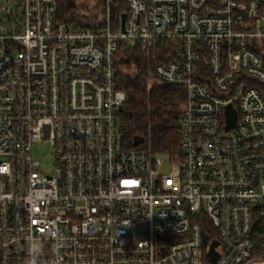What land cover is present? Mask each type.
Wrapping results in <instances>:
<instances>
[{"label":"built area","instance_id":"1","mask_svg":"<svg viewBox=\"0 0 264 264\" xmlns=\"http://www.w3.org/2000/svg\"><path fill=\"white\" fill-rule=\"evenodd\" d=\"M104 2L91 31L0 0V264H264V0ZM120 43L185 94L173 159L119 146Z\"/></svg>","mask_w":264,"mask_h":264},{"label":"trees","instance_id":"2","mask_svg":"<svg viewBox=\"0 0 264 264\" xmlns=\"http://www.w3.org/2000/svg\"><path fill=\"white\" fill-rule=\"evenodd\" d=\"M56 3L58 19L91 31L103 27L91 13L93 10L82 4L73 0H56ZM109 8L114 24L112 31L115 32L119 16L126 12L127 6L115 1L110 3ZM261 58L264 67V56ZM114 62L117 88L126 96L125 103L116 114L120 148L142 150L151 157L173 159L178 149L180 106L185 100L183 90L159 81L153 75L152 56L135 46L118 44ZM256 86L264 96V82ZM135 138L142 140L137 147L133 146Z\"/></svg>","mask_w":264,"mask_h":264},{"label":"rangeland","instance_id":"3","mask_svg":"<svg viewBox=\"0 0 264 264\" xmlns=\"http://www.w3.org/2000/svg\"><path fill=\"white\" fill-rule=\"evenodd\" d=\"M76 4H82L87 9L93 10V13L98 21L102 19L104 11L103 0H73ZM33 158L40 163L41 172L44 175L52 176L55 168V160L53 151L49 142L34 143L32 147Z\"/></svg>","mask_w":264,"mask_h":264},{"label":"water","instance_id":"4","mask_svg":"<svg viewBox=\"0 0 264 264\" xmlns=\"http://www.w3.org/2000/svg\"><path fill=\"white\" fill-rule=\"evenodd\" d=\"M124 22H125V14L121 15V31H124ZM226 119H227V128H232L234 127L235 124V112L232 109L231 106H227L226 108ZM142 143L141 139L135 138L133 146L137 147ZM213 255V253H211ZM214 257V256H213Z\"/></svg>","mask_w":264,"mask_h":264}]
</instances>
